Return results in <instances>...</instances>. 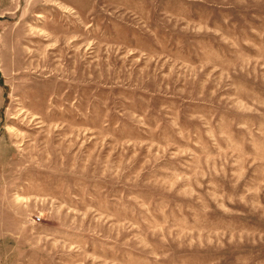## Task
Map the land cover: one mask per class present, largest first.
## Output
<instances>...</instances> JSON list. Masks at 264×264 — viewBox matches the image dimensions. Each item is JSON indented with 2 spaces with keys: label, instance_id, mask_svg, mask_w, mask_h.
<instances>
[{
  "label": "rangeland",
  "instance_id": "374dc122",
  "mask_svg": "<svg viewBox=\"0 0 264 264\" xmlns=\"http://www.w3.org/2000/svg\"><path fill=\"white\" fill-rule=\"evenodd\" d=\"M0 264H264V0H0Z\"/></svg>",
  "mask_w": 264,
  "mask_h": 264
}]
</instances>
